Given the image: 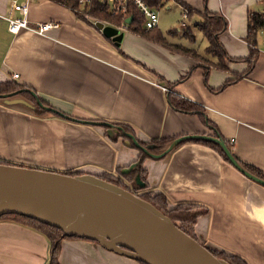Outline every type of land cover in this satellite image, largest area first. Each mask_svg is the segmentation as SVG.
Masks as SVG:
<instances>
[{"label":"crops","instance_id":"1","mask_svg":"<svg viewBox=\"0 0 264 264\" xmlns=\"http://www.w3.org/2000/svg\"><path fill=\"white\" fill-rule=\"evenodd\" d=\"M19 1L0 0L1 84L13 82L29 88L72 116L126 125L145 142L185 133L213 134L214 129L196 113L170 106L169 90L159 84L177 80L195 65L189 57L168 52L126 28H118L124 33L116 44L68 5L53 0H30L27 18L56 21L57 28L12 33L5 16L19 15L12 8ZM182 1L200 11L221 13L227 27L219 38L227 54L248 55L246 16L250 10L264 12V0ZM257 48L251 71L224 87L232 71L246 69L245 61L229 62L231 72L210 68L206 81L203 68L197 67L172 90L202 105L217 132L231 142L233 154L264 176V30L258 32ZM15 72L17 77H13ZM0 146L8 151L0 153L1 158L57 171L110 172L128 189L131 179L122 177L116 168L139 157V150L120 138L110 140L99 125L1 102ZM22 155L33 161L18 159ZM140 171L146 183L136 192H161L169 207L187 202L205 208L194 219L197 232L208 234L211 244L236 246L248 264H264L263 185L247 178L209 146L189 141L168 156L145 157ZM93 247L83 238H63L58 262L141 264L103 249L98 254ZM50 251L48 238L33 225L0 219V264H51Z\"/></svg>","mask_w":264,"mask_h":264},{"label":"water","instance_id":"2","mask_svg":"<svg viewBox=\"0 0 264 264\" xmlns=\"http://www.w3.org/2000/svg\"><path fill=\"white\" fill-rule=\"evenodd\" d=\"M131 16L126 22L131 21ZM114 43L121 33L114 27L96 24ZM159 84L170 90L165 80ZM27 91L32 99L20 93ZM4 106H22L34 112L36 106L47 112L82 123L105 128L110 140L122 139L127 146L135 147L147 157L159 159L168 156L180 143L187 140H205L218 144L229 162L247 178L264 186V178L249 171L229 149L225 139L218 134L194 132L180 134L156 151L155 144L139 143L132 131L116 122L103 118L72 116L42 101L29 88H19L0 93ZM18 159L33 161L22 155ZM141 158L121 168V173H133L131 189L103 179L100 174L77 169L68 174L53 169L0 162V215H24L62 230L65 236L88 239L99 254L101 250L143 262L145 264H231L214 255L213 244L206 241L203 232L195 233L197 239L183 231L162 210L136 192L145 187L140 173ZM205 208H196L193 216L204 214ZM201 242H204L202 244Z\"/></svg>","mask_w":264,"mask_h":264},{"label":"trees","instance_id":"3","mask_svg":"<svg viewBox=\"0 0 264 264\" xmlns=\"http://www.w3.org/2000/svg\"><path fill=\"white\" fill-rule=\"evenodd\" d=\"M53 1L68 5L69 7H73V6L76 7L78 5L77 0H53ZM147 1L155 7H161L164 0H147ZM177 1L181 3V5L187 11V22L185 23L184 26H181L180 28L174 27L169 31H167L166 33H162L158 28V25L150 29H145L143 26L144 23L143 17L135 11L134 12L128 11L125 14L113 15L108 11V9L104 5L96 1H94L89 8H83L81 11L88 13L89 16H91L92 18L100 19L103 22L113 25L117 28L125 27L134 34L139 35L151 42L158 43L162 47H165L176 53H181L192 57L193 56L198 57V61H196L195 65L191 66L186 71L185 74L181 75L177 80L169 82V86L171 87V89L167 92L168 94L167 100L170 106H172L173 108L179 111L185 113L188 112L196 113L202 123L209 126L212 130L214 129L213 134H218L220 138L224 139L217 132L215 126L207 117L204 107L197 102H194L177 94L172 90V87H174V85L179 81H181L182 79L188 77L192 73V71H194V69H196L197 67L203 68L205 81L207 80L209 70L212 67L220 70L230 71L229 62L231 61H245L247 63V67L241 72L230 71L232 73V76L226 79L221 85V87H224L225 85L241 78L242 76L247 75L253 68L254 63L258 57L259 51L257 48V35L260 30H264V12L255 11V10L248 11L246 16V34L244 36V39L248 43L249 53L247 56H243V57H232L227 54L223 46V43L219 38V35L223 31H225L227 27L226 18L219 12L211 11L209 9H204L203 11H200L189 6L182 0H177ZM130 14L132 15V18L131 21L127 23L126 18L129 17ZM196 31L200 32L206 39V46L204 47L203 53L200 52L197 47L172 40V37L178 35L181 38H184L186 41L193 43L196 38ZM160 79H163V77L160 76ZM19 88L20 87L13 82H6L2 84L0 83V93L10 92ZM20 95L32 99L34 101L31 94L27 93L26 91H22ZM42 101L47 103L43 99ZM35 112L38 114H43L45 110L40 108L39 106H36ZM50 113L57 115L55 112H50ZM124 127L126 130L131 131V129L128 126L124 125ZM174 137L176 136L153 137L149 140V142L154 143L155 144L154 150L158 151L162 149L165 146V144ZM137 139L140 144L142 145L146 144L144 140L140 138ZM187 141L207 145L213 150H215L224 160L229 162L227 156L225 155V153L222 151V149L218 144L205 140H187ZM225 141L227 146L231 150L232 149L231 142H229L228 140ZM139 157L141 158V162H142L143 159L147 156L142 151L139 150ZM0 162L15 163V164L17 163L26 166L40 167L38 165L18 163L16 161H12L1 157H0ZM243 165L252 173L264 178L261 171L256 169L252 165L246 163H243ZM116 170L120 175H122V177L131 179L133 176V173L122 174L120 167H117ZM60 172H64L68 174L77 173L71 170H65ZM100 176L103 179H106L110 182H114L120 186L128 188L123 182V180L120 179V177H116L110 172H102ZM141 196L146 200L150 201L157 208L162 210L173 221L179 220L181 223H186L189 227L194 222V218L192 217L189 211V209H192L194 207L193 204L184 202V203H179L176 207H169L166 201V197L161 192L149 191L142 193ZM3 218H10L18 222L33 225L36 229L43 232V234L48 238L50 242L51 264H59L58 255L61 250V240L66 237L77 238L74 236H65L62 234L61 229L45 224L39 220L24 215L7 213L0 215V219ZM179 227L187 233V230L183 225H179ZM223 258H225L231 264H246L245 263L246 261L241 256H237V255L234 257L224 256ZM140 263L145 264L143 262Z\"/></svg>","mask_w":264,"mask_h":264},{"label":"built area","instance_id":"4","mask_svg":"<svg viewBox=\"0 0 264 264\" xmlns=\"http://www.w3.org/2000/svg\"><path fill=\"white\" fill-rule=\"evenodd\" d=\"M99 2L102 5H104L108 11L113 14H125L128 11H135L138 14H140L143 19L144 23L143 26L145 29H150L154 26L158 25L159 22V8L151 5L147 0H77L78 5L75 7H70L75 13L80 12V16L88 20L92 23V25L98 29L101 30L96 24L97 22H101L103 25L106 23L103 22L100 19L92 18L89 16L88 13L84 11H78V9L82 10L83 8H89L90 5L94 2ZM177 1V0H176ZM30 0H21L19 2H15L12 5V8L19 12V15L13 16V15H7L5 16V19L7 21V27L8 30L12 33H16L21 29L34 31L37 33H44L46 30L50 28H57L59 26V23L56 21H37V22H31L27 18V12L29 8ZM181 4V3H180ZM78 14V13H77ZM129 16L132 17L130 14ZM182 20L180 22V26H184L187 22V11L183 7V15ZM108 24V23H107ZM125 28V27H120ZM18 73H13V77H17Z\"/></svg>","mask_w":264,"mask_h":264},{"label":"rangeland","instance_id":"5","mask_svg":"<svg viewBox=\"0 0 264 264\" xmlns=\"http://www.w3.org/2000/svg\"><path fill=\"white\" fill-rule=\"evenodd\" d=\"M78 11H81V10L78 9ZM158 11H159L158 28L160 29V31L162 33H166L170 29L177 27V26H180V22L183 18L182 17L183 9H182L181 4L178 1H176V0H164L162 6L159 8ZM77 13L79 15L81 14L80 12H77ZM111 27H114V26L111 25ZM114 28L117 29L118 33H121V37H122L124 32L120 31L117 27H114ZM172 40L197 47L199 49V51L202 53H203L204 47L206 46L205 37L198 31H196V38H195V41L193 43L186 41L184 38H181L178 35L175 37H172ZM155 44L158 45L159 47L165 49L168 52L176 53V52L171 51L165 47H162L158 43H155ZM176 54L180 55L181 53H176ZM181 55L189 57L191 60H193L194 63H196V61H198V57H195V56L192 57V56L185 55V54H181ZM6 152H8L7 149L5 147L0 146V153L4 154ZM229 249L234 250L235 252L237 251V247L234 245H230ZM245 263L248 264L247 262H245Z\"/></svg>","mask_w":264,"mask_h":264},{"label":"flooded vegetation","instance_id":"6","mask_svg":"<svg viewBox=\"0 0 264 264\" xmlns=\"http://www.w3.org/2000/svg\"><path fill=\"white\" fill-rule=\"evenodd\" d=\"M171 207V206H170ZM173 207H176V206H173ZM197 207H193L192 209H189L190 211V214L192 215V217L195 219L197 216H193L192 212L196 209ZM175 222L178 224V225H183L186 230H187V233L189 235H191L192 237H194L195 239H197V236L195 235V233H198L197 230H195V228H193V225H194V222L191 224V226L189 227L186 223H181L179 220H175ZM205 238V242L207 241V239H212L211 237H209L208 234H206V236H204ZM202 244H204V242H201ZM213 244V243H212ZM215 246V248H211L210 251L218 256V257H234V256H242L239 252H235L234 250H231L229 249L227 245H219V244H213ZM256 257H258V253L255 254ZM243 257V256H242ZM244 258V257H243ZM259 258V257H258ZM225 259V258H224ZM246 259H248L246 257ZM246 259L244 258V260L246 261ZM247 262V261H246ZM260 262H262L260 260ZM248 263V262H247Z\"/></svg>","mask_w":264,"mask_h":264}]
</instances>
